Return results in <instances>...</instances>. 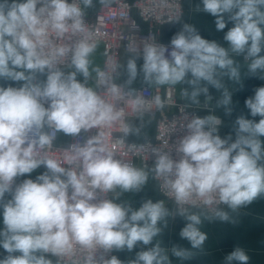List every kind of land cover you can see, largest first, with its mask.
Segmentation results:
<instances>
[{
	"label": "clouds",
	"instance_id": "obj_1",
	"mask_svg": "<svg viewBox=\"0 0 264 264\" xmlns=\"http://www.w3.org/2000/svg\"><path fill=\"white\" fill-rule=\"evenodd\" d=\"M98 2L108 6L113 0ZM92 7L94 0H0V79L22 82L0 86V248L7 253L0 264H61L78 251L81 264H125L106 254L132 252L138 243L150 247L127 264H172L171 257L187 261L203 251L205 221L236 224L242 208L264 198V86L244 102L250 116L260 119L236 117L234 139L231 133L219 134L220 116L185 115L180 127L187 134L175 146L179 159L152 147V171L172 194L175 213L162 200L147 199L138 209L116 202L123 193L143 190L149 174L118 159L103 131L119 126L122 135L114 142L124 143L140 135L153 107L165 106L159 95L147 99L132 87L138 78L147 86L184 85L180 95L193 105L214 88L221 93L217 107L231 116L234 93L225 78L238 86L235 91L246 77L264 79V0H200L196 10L214 18L217 32L232 24L224 44L183 23L170 47L151 38L141 48L132 40L126 64L112 72L93 66L98 45L84 19ZM237 57L247 68L243 77ZM65 61L72 70L60 67ZM121 68L126 78L118 84L114 73ZM93 73L95 87L87 83ZM121 103L140 125L127 120ZM94 128L95 135L65 149V160L49 155L55 139L49 130L78 137ZM41 166L46 171L35 179L16 183ZM6 194L11 198L5 200ZM198 206L199 211L191 210ZM177 215L187 221L179 236L190 247L168 248L156 239L168 227V217ZM224 264H250V257L237 246Z\"/></svg>",
	"mask_w": 264,
	"mask_h": 264
},
{
	"label": "crops",
	"instance_id": "obj_2",
	"mask_svg": "<svg viewBox=\"0 0 264 264\" xmlns=\"http://www.w3.org/2000/svg\"><path fill=\"white\" fill-rule=\"evenodd\" d=\"M200 4V0H183L182 5L184 8L183 15L180 18V22H166L161 25L159 36L160 39L164 42L170 43L171 38L181 30L183 23H189L194 25L202 35V37L209 40H217L221 44H224L223 36L224 33L228 30V28L232 27V24L229 23L227 27L221 31L217 32L214 25V18L206 14L202 11H197L196 6ZM103 5H101L98 0H94V7L90 9H86V14H93L97 10H99ZM144 26L146 23L142 22ZM226 46V45H225ZM131 55V52L125 49H121L119 56V65L126 64L127 59ZM93 61L94 67L101 68L104 61L103 54V45L102 43L98 44V47L91 57ZM237 59L242 64V77L247 75V68L243 64L242 57H237ZM143 64L142 55L137 59L138 68ZM65 71L72 70L69 67L63 68ZM125 74L123 69H119L116 73V79L123 83L125 79ZM38 79L43 81L46 79V75H38ZM78 80L83 82V77L78 76ZM22 82H12L5 81L0 79V86L7 87L9 85L19 87ZM88 86L95 87L96 86V76L95 73L92 74V77L88 80ZM225 86L233 91V102L234 108L231 116H226L223 112V109L217 107V101L220 99L221 93L218 92L214 88H210V93L215 94V102H214V111L217 115L222 117L223 124L220 128L219 134L221 137H225L228 134L233 135V139L235 138V133L233 129V122L239 115H245L249 119H255L258 121L260 119L259 116L253 118L250 116L249 111L245 108L244 102L247 98L252 97L254 95V91L256 88L264 86V79H260L259 77H246L243 80V87L238 88L235 91L237 85L233 84V82L228 81L225 78ZM133 86H143L141 80L138 78L137 81L133 84ZM177 86V97L179 100H182L187 103H191L190 101L181 97L180 92L181 88L184 85H176ZM164 88L165 86H161ZM205 98L204 95L199 97V101ZM46 106V105H45ZM206 110H200V116H206ZM130 123H137V118H132L129 120ZM156 128L155 124L152 126V129L147 132L140 133L139 136H129L127 140L129 141H141L147 136L153 137L155 135ZM71 136H65L63 133H58L55 143H64L70 140ZM142 168V167H139ZM144 169V168H143ZM148 172L149 178L147 184L144 186L143 190L139 192H126L123 193L119 200L116 202H124L127 201L131 204L134 209H138L141 204L144 202V199H152L153 202L156 200H162L165 203V207L169 209L170 213H175L176 208L170 202H167L164 197L160 194L157 182L150 170L144 169ZM37 170L33 173L26 174L23 176L24 179H28L29 176L33 175ZM16 183H20L19 177L16 178ZM149 184H154V187L149 189ZM10 195L6 194L5 200L10 199ZM225 206H222V208ZM192 211H199L200 207L192 208ZM0 213H2V209H0ZM235 215V214H233ZM238 222L236 224L232 223H223L220 221H215L213 223H209L207 221L202 225V231L206 232L208 235V239L206 240L203 251L197 252L196 256L187 261L178 260L175 257H171L172 264H224V258L227 254L231 253L237 246L245 249L247 254L250 257V264H264V198H260L255 201L253 204L248 206L247 208H242L240 210L239 216L237 218ZM187 221L180 217L179 215L171 218L168 217V227L164 228L162 235L157 237V240L162 241L163 246L170 248L171 246L178 244L183 247H190L186 240H182L179 236L180 230L185 226ZM3 221L2 214H0V229H2ZM146 247L142 244H137L136 248L132 252L124 251H114L113 255L117 256L118 259L125 262L134 259L136 252L146 249ZM18 254V253H17ZM7 253L0 248V259H3ZM171 256V254L169 253ZM49 258L55 261V257L49 256ZM63 264V263H61Z\"/></svg>",
	"mask_w": 264,
	"mask_h": 264
},
{
	"label": "built area",
	"instance_id": "obj_3",
	"mask_svg": "<svg viewBox=\"0 0 264 264\" xmlns=\"http://www.w3.org/2000/svg\"><path fill=\"white\" fill-rule=\"evenodd\" d=\"M182 1L113 0L111 4L102 6L95 13L86 14L84 19L89 24V27L93 29L94 40L97 45L99 43L103 45L104 61L100 69L112 72L113 68L119 65L121 49L130 51L129 45L132 40L141 44V48V42L151 38L170 47V43L160 39V27L166 22L175 21L177 17H182L184 11ZM142 22L146 23V26ZM60 67L62 69L68 67L67 61H65V66L61 65ZM116 73H114L115 80L119 84L120 82L116 79ZM132 87L147 99L159 95L165 101L163 108L157 109L153 107L151 112L146 115L155 121V135L153 137L147 136L141 141H129L126 139L124 143H115L114 141L122 135V132L119 126H112L103 130L105 143L117 153L118 159L129 160L138 168L142 167L150 170L157 182L160 194L167 202L177 207L172 194L164 184L163 178H156L155 173L152 171L155 157L151 154V149L156 147L161 151L170 150L172 158L179 159L175 146L178 140L187 134L186 129L180 127L184 122L185 115L200 116V110H206L207 115L219 116L214 111L215 94L210 93V97H205L199 101V104L193 105L178 99L177 86H165L162 88L143 85ZM97 90L111 100V97L107 96L103 89ZM121 107L124 108L128 121L136 118V114L133 113L130 107L123 103H121ZM220 118L222 119L221 116ZM49 132L55 137L52 147L48 150L49 155L63 161L68 155L65 149L73 143H83L85 139L95 135L97 129H91L87 133L82 132L78 137H71L70 140L64 143H55L58 133L54 129L49 130ZM108 198H112V194H109ZM112 255L113 252L108 253L106 258H110ZM81 261L82 253L78 251L75 256L64 258L61 263L81 264Z\"/></svg>",
	"mask_w": 264,
	"mask_h": 264
},
{
	"label": "rangeland",
	"instance_id": "obj_4",
	"mask_svg": "<svg viewBox=\"0 0 264 264\" xmlns=\"http://www.w3.org/2000/svg\"><path fill=\"white\" fill-rule=\"evenodd\" d=\"M140 124H141V121L137 119V123L135 125H140ZM154 124H155V121L150 116H145L144 121H143V126L141 127L140 133H142V132L144 133V132H147L148 130L152 129V126H154ZM44 171H46V169L43 166H41L40 168L37 169V172H35L33 175L29 176V178L35 179L36 176L42 174ZM22 179H23V176L19 177L20 182H22L21 181ZM148 186H149V189H151L154 187V184H149ZM145 200L146 199H144V201Z\"/></svg>",
	"mask_w": 264,
	"mask_h": 264
}]
</instances>
